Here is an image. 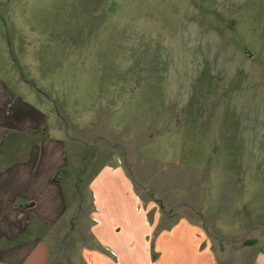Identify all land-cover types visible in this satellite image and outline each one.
Instances as JSON below:
<instances>
[{"label": "rangeland", "instance_id": "rangeland-1", "mask_svg": "<svg viewBox=\"0 0 264 264\" xmlns=\"http://www.w3.org/2000/svg\"><path fill=\"white\" fill-rule=\"evenodd\" d=\"M1 55L84 170L49 264H84L87 185L112 161L133 220L151 202L161 227L205 231L218 264L264 254V0H0Z\"/></svg>", "mask_w": 264, "mask_h": 264}, {"label": "crops", "instance_id": "crops-1", "mask_svg": "<svg viewBox=\"0 0 264 264\" xmlns=\"http://www.w3.org/2000/svg\"><path fill=\"white\" fill-rule=\"evenodd\" d=\"M8 57L0 56V264H49L53 231L76 214L84 170L70 167L67 130L33 102ZM112 164L103 165L87 185L91 247L81 249L84 264H218L205 231L184 224L192 232L181 235L175 221L161 227L151 202L133 220L138 201L132 182L121 165ZM155 228L160 231L152 240ZM252 264H264V254Z\"/></svg>", "mask_w": 264, "mask_h": 264}]
</instances>
